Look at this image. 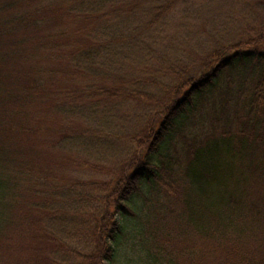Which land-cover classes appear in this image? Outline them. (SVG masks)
Instances as JSON below:
<instances>
[{
    "label": "trees",
    "instance_id": "trees-1",
    "mask_svg": "<svg viewBox=\"0 0 264 264\" xmlns=\"http://www.w3.org/2000/svg\"><path fill=\"white\" fill-rule=\"evenodd\" d=\"M249 234L220 264H264V0H0V264H197Z\"/></svg>",
    "mask_w": 264,
    "mask_h": 264
},
{
    "label": "rangeland",
    "instance_id": "rangeland-1",
    "mask_svg": "<svg viewBox=\"0 0 264 264\" xmlns=\"http://www.w3.org/2000/svg\"><path fill=\"white\" fill-rule=\"evenodd\" d=\"M204 1H209V0H204ZM227 7L231 9L233 7V5H227ZM178 147L180 148V146H178ZM50 151L54 152V150H51V149H49L43 145L42 151H38L39 153L36 154V157H37L36 160L40 159L41 167H46V166L51 167L50 165H55L56 167H53L54 168L53 170L56 173L62 174L66 170L68 171L69 162L67 160L65 161V158L67 155H64V153L61 152V153H57V155L54 156V155L49 153ZM177 175H179V174H177ZM169 198L166 201L161 202V204L164 206H167V207H169V205L175 206L176 205V198H172V199H169ZM20 232L23 233L24 231L21 229H14L13 234H18ZM13 238L16 241V238L14 236H13ZM18 241H16V242H18ZM193 242H194V245H196V243H197V247H196V251L194 252V255H195V253H201L203 255L202 250L209 248V244H210V243L208 244V242L204 241V240H201L200 242L199 241L196 242L195 240H193ZM258 243L259 242H255V241L251 240V234H249V236L243 237V235H242L239 238H235L234 242L231 244H225L223 242H217L215 244V247L212 249L211 248L212 246H210V251H208L205 254L206 256H208L209 254L212 253L211 256L208 257L209 258L208 260L206 259L207 258L206 256H202L201 260H200V262H202V263H199L198 260H196V259H195V262L197 264H216V263L220 264V262L225 259L224 254H230V256L234 255V256H236V258L237 257L241 258V256H240V254L242 253L240 251L241 247L255 248L257 250L258 249V247H257ZM5 244L7 245V242ZM187 244L188 243L184 244V246H187ZM243 244H245L246 246H242ZM178 247H179L178 249L180 250L179 253H181V250L184 247H181V246H178ZM192 256H193V253L191 255H188L185 258V261L189 260L188 264H193L194 256L193 257ZM5 257H7V258H5ZM5 257H4V259L6 261H8V264H14L13 260L16 262V264H19V260H17V259L19 257L24 258V255H20V254L18 255V252L17 253L14 252L13 254L12 253L8 254ZM236 258L233 261H240V259H236ZM180 259H183V257H181ZM233 263H231V264H233Z\"/></svg>",
    "mask_w": 264,
    "mask_h": 264
}]
</instances>
